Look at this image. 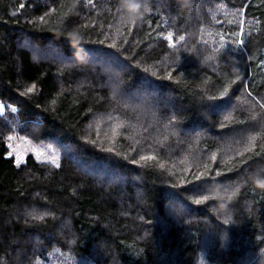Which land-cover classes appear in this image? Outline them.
Returning <instances> with one entry per match:
<instances>
[{
	"label": "trees",
	"instance_id": "obj_1",
	"mask_svg": "<svg viewBox=\"0 0 264 264\" xmlns=\"http://www.w3.org/2000/svg\"><path fill=\"white\" fill-rule=\"evenodd\" d=\"M125 2L0 0V264H264V0Z\"/></svg>",
	"mask_w": 264,
	"mask_h": 264
},
{
	"label": "rangeland",
	"instance_id": "obj_2",
	"mask_svg": "<svg viewBox=\"0 0 264 264\" xmlns=\"http://www.w3.org/2000/svg\"><path fill=\"white\" fill-rule=\"evenodd\" d=\"M18 140V138H15L13 141H11L9 146V154L15 157V160L19 158L21 162L24 161L27 154L32 153L37 159L41 161L52 163V160H56V163L58 164L63 145L67 149L66 155L68 154L71 161H74V158L79 160V156L76 150H74L75 147L66 146L65 142L61 140L59 141V139L58 141H52L51 144H36L26 138L25 141L18 142ZM37 152L41 153V155L38 156Z\"/></svg>",
	"mask_w": 264,
	"mask_h": 264
},
{
	"label": "snow or ice",
	"instance_id": "obj_3",
	"mask_svg": "<svg viewBox=\"0 0 264 264\" xmlns=\"http://www.w3.org/2000/svg\"><path fill=\"white\" fill-rule=\"evenodd\" d=\"M185 2H187V0H185ZM87 3H88V4H91L93 7L95 6V5L93 4V0H87ZM124 7H127V8L129 9V11L132 12V13H135L137 9H140L141 11L146 10V9H144V8L142 7V5H141L140 3L135 2V0H126ZM41 19H43V17H41ZM134 22H135V21L133 20L132 23L134 24ZM173 38H174V37H173V33H172V32H169L168 35H167V37H166V39L169 41L170 46H173V47H174V45L172 44ZM179 39H180L181 41H183V40H184V36L181 35V36L179 37ZM237 43L240 44V45H243L244 42H243V40L241 39V40L237 41ZM110 47L115 48L116 45L113 44V45H110ZM222 47H223V45H222ZM117 59H118V58H117ZM233 83H234V81H233ZM31 91H33V89H32V88H29V89H28V92H31ZM227 92H228V87L225 86V88H224V92L220 93V95L223 96V95H225ZM258 103H259V102H258ZM260 107H261V108H264V103H261V104H260ZM4 108H5V105L0 104V111H3ZM9 139H11V137H9ZM109 151H111V149H109ZM37 155L39 156V155H41V153L37 152ZM147 159H154V157H152V156H141V157H140V160H147ZM20 162H21V161H20V159L18 158V159L16 160V163H17V164H20ZM51 162L54 163V164H56L57 167L60 166L59 164L56 163V160H52ZM133 163H134V164H135V163H138V161L133 160ZM206 171H207V169H205V172H206ZM204 174H205V173H203V172H202V173H199V174H196L195 177H194V179L199 180V179L201 178V176H203ZM200 202H201L200 200H197V201H196V203H200ZM34 219H41V220H42L43 217H35Z\"/></svg>",
	"mask_w": 264,
	"mask_h": 264
},
{
	"label": "clouds",
	"instance_id": "obj_4",
	"mask_svg": "<svg viewBox=\"0 0 264 264\" xmlns=\"http://www.w3.org/2000/svg\"><path fill=\"white\" fill-rule=\"evenodd\" d=\"M257 183L261 188H264V181H258Z\"/></svg>",
	"mask_w": 264,
	"mask_h": 264
}]
</instances>
